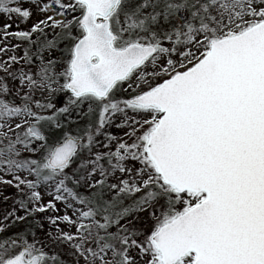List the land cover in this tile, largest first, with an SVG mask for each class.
I'll return each instance as SVG.
<instances>
[{
  "label": "snow or ice",
  "instance_id": "snow-or-ice-1",
  "mask_svg": "<svg viewBox=\"0 0 264 264\" xmlns=\"http://www.w3.org/2000/svg\"><path fill=\"white\" fill-rule=\"evenodd\" d=\"M0 264H264V0H0Z\"/></svg>",
  "mask_w": 264,
  "mask_h": 264
}]
</instances>
